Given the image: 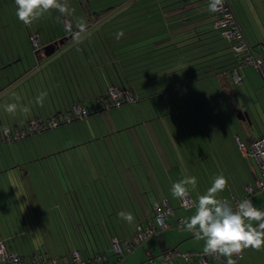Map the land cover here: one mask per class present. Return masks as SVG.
<instances>
[{
	"label": "crops",
	"instance_id": "obj_1",
	"mask_svg": "<svg viewBox=\"0 0 264 264\" xmlns=\"http://www.w3.org/2000/svg\"><path fill=\"white\" fill-rule=\"evenodd\" d=\"M226 2L252 53H260L264 45V0ZM213 20L205 0H151L128 9L119 24L108 23L104 34L99 27L94 29L100 33L96 32L97 36L111 43L110 47L119 38L120 53H86V37L79 36L63 43L48 57L43 51H14L5 53L6 59L0 53V126L17 130L32 119L47 122L51 117L62 116L72 105L89 111L82 121L61 123L16 143L14 149L22 152L27 146L24 150L28 155H35L31 160L1 161L8 152L12 153L0 143V244L4 248L23 256L43 252L65 263L71 252L78 251L83 259L102 253L108 264H140L148 258L155 264L156 255L176 248L182 240L194 238L181 222L193 215L195 208L179 210L180 200L172 197L170 189L185 176L196 177L197 186L191 192L195 203L197 196L207 190L197 171L199 164L217 163L208 156L211 152L206 150L207 142L193 141L196 129L192 123L204 121L207 116L202 111L204 106L199 104L206 99L217 104L220 96L229 100L235 94L236 84L246 91L264 92L257 70L245 66L232 53L229 43L211 29ZM63 25L64 34L53 39L45 37L44 46L72 34H66L64 31L70 27ZM23 27L19 26L15 33L30 43L27 32L37 34L32 25L29 29ZM77 40L81 41V49L70 51ZM257 45L259 48H255ZM68 50L70 53H64ZM234 69L239 83L232 81L230 72ZM221 72H227L223 83L232 88L233 95L224 93L222 78L216 75ZM11 77L13 84L9 82ZM106 85L133 88L136 101L127 104L130 110L120 107V115L111 110L113 107H103ZM156 86L163 91L152 93ZM171 89L172 114L158 118L161 115H151L138 103L152 96L168 99ZM184 91H195V98L183 97ZM9 92L14 103L11 97L1 100ZM176 92L180 94L174 96ZM41 93L46 95L37 103ZM9 105H14L15 110L8 114L11 117H6L2 111H7ZM190 105L200 108L191 109ZM132 107L138 109L137 117L130 115ZM232 112L246 113L248 120L237 116L236 119L250 124L248 110ZM229 119L232 121L231 116ZM199 135L202 136L201 131ZM261 135L264 132L242 139L233 134V141L238 136L249 143ZM242 196L243 190L239 197L231 193L233 203L229 204L241 201ZM162 201L167 202L171 214L165 220L168 227L159 230L153 207ZM121 211L131 212L133 223L120 219L117 214ZM147 222L158 229L155 236H149L142 243L144 246L126 253L125 259L117 261L110 256V241L123 243L137 226ZM194 241L204 245L202 240ZM187 249L184 253L194 251L192 246ZM248 249L240 258L233 256V264H264V258L247 257ZM173 263L190 264L178 258ZM210 264H226V258L219 256Z\"/></svg>",
	"mask_w": 264,
	"mask_h": 264
},
{
	"label": "rangeland",
	"instance_id": "obj_2",
	"mask_svg": "<svg viewBox=\"0 0 264 264\" xmlns=\"http://www.w3.org/2000/svg\"><path fill=\"white\" fill-rule=\"evenodd\" d=\"M16 9L17 6L15 4V0H0V53H2L3 55L5 53H14V51H17L18 53H33L32 47L28 42V40H26L23 35L18 34L17 36V34L15 33L16 31L18 32L19 26L21 28L22 26L25 27V25L22 22H20L16 16ZM57 13L58 11H53L52 12L53 15L50 18L49 15L46 14L45 18L42 17L40 20L32 24L33 29L36 32L39 39V44H40L39 47L44 43L45 37L49 39L52 36L51 38H53L54 36L53 34H55L57 31L60 32L61 29L64 28L61 24V21H57L58 19H56L54 16ZM70 21L73 23V20ZM82 21H83L82 23H85V20L83 18ZM64 24L65 26H68L67 22H64ZM26 28L29 29L28 26ZM99 32H102V30ZM14 37L16 38V41L14 40ZM83 42H84L83 45H86L87 50L88 48H91V50L86 51V53H99L97 52V50H94L95 48H97V45L99 43L97 42L94 43L91 35H90V39L86 38L83 40ZM71 45H70L71 46L70 51L72 50L75 51L76 47L77 50L81 49L80 43L73 42ZM255 48H259V46L257 45L255 46ZM70 51L68 50L65 51L64 53H70ZM4 58L6 59V54ZM245 66H251V65L246 64ZM256 73L260 78L261 87L264 88V82H262V79L257 71ZM11 79L12 80L9 81L10 83H12L14 78L11 77ZM235 88H236L235 94L234 96L230 97L229 100L228 98H226L225 100L224 98H222V96H220L218 98L219 103L217 104L207 99L203 101L202 104L200 103L199 106L202 105L204 106V109H202V111L203 112L206 111L207 116L204 118V121L192 123L193 124L192 127L196 129V131L193 132L196 135V138L193 139V141H202V142L205 141V143L207 142L208 144L206 145L208 148L206 147V150H209L211 152L208 155L209 158L211 159V157H214L215 160L217 161L216 164L210 162L208 164L200 163L199 164L200 169H197V171L200 177L202 178V181L204 182L206 189L211 186L214 178L217 175L223 174L227 178L228 185L223 192L218 194V198L220 199L224 198L228 203L229 202L233 203L231 193H233L236 197H239V194H241V190H243L245 184H249L253 182L251 169H253L256 175L259 176V170L255 160L254 159H250V161L244 160L235 150L236 147L233 141V134H238L240 138L244 139L246 135L252 136L264 132V92H262L261 90L257 91L252 89L246 91L239 84H236ZM175 91H178V89L174 90L173 92ZM177 94L179 95L180 92H176L173 95L178 96ZM182 94L184 95L183 97L186 98H195V91H191V93L190 91H188L186 94L184 91ZM9 97L13 99V94L11 92L5 94L1 98V100L5 101V99H10ZM156 97L158 98V100H156ZM168 97L169 100L166 98H162L160 96H152L148 100L146 101L141 100L138 103H140V105L143 107V110H146L151 115L154 114L161 115L168 112H171L172 114V89L169 91ZM207 98L209 99L211 97H207ZM135 101L122 103L121 106L120 105L111 106L109 110L113 107L111 110L121 115L122 113L120 112L121 109L120 107H122V109L126 107L130 110L129 108L130 106L127 104L135 103ZM13 103H14V99H13ZM205 103H206V107H205ZM199 106L190 105L189 108L191 109L195 107L200 108ZM234 109L248 110L250 113V124L240 123L238 119H236L237 114H233L232 112ZM138 112H139L138 109L132 107V112L130 113V115L136 116ZM9 113L11 112L2 111V114H4V116L6 117H11V115H8ZM97 115H100V113H97ZM162 116L163 115L158 116V118H162ZM229 116H231L232 121H230ZM83 119H79V121H82ZM158 120L161 123L160 126L163 127L162 121L160 119ZM225 120L228 121V123ZM134 123H138V122L135 121ZM121 126L122 125L119 124L118 128H121ZM1 128L15 129L7 125H1L0 129ZM246 130H248V133L246 132ZM200 131L202 133L203 138L202 136L199 135ZM36 134L38 133L26 137H30ZM26 137L15 141L0 140V143H2L1 145H4L5 151L7 148H10V151L12 153V155H10L8 152V156L5 155L3 159H1V161H7V162L10 161V163H12L13 160L14 162L20 163L21 161H28L34 158L35 155L34 156L28 155L27 151H25L26 150L25 148L27 146L22 149V152L17 150V148L14 149L16 143L18 142L22 143V141L25 140ZM215 145H217L216 148ZM57 156L59 157V154H57ZM54 159L51 158L52 161H54ZM57 160H59V158H57ZM44 161H46V159H44ZM206 165H208L209 168H206L205 167ZM196 166L198 165L196 164ZM249 199L253 202L254 206L257 208H261L262 206H264V192L262 191H257L254 194L250 195ZM38 204L45 205V203H38ZM178 209L181 211H185L181 207H179ZM146 240L147 239L143 240L140 244L136 245L134 249L142 246L143 245L142 243L146 242ZM194 240L195 237L190 238L188 240H182L181 243H179L176 246V249L178 250L179 253H184L185 250H188L187 247L192 246L194 249L192 253H202L203 251V245H201L202 242L200 244L199 243L197 244ZM108 249H109L108 253L110 254V256L114 257L117 261H120L122 258L123 259L126 258V253L122 257H119L117 254L112 252L110 246L108 247ZM248 251H250V255L247 256L249 258L250 257L255 259H259V257L264 258V247H262L259 251L255 250V253L249 249ZM109 254L107 255L109 256ZM206 258L209 261L211 260L210 256L208 255H206ZM161 259H162V255L161 256L156 255L153 261L155 262V264H158L161 261ZM150 261L152 262L151 258H148V261H143L140 264H151Z\"/></svg>",
	"mask_w": 264,
	"mask_h": 264
},
{
	"label": "built area",
	"instance_id": "obj_3",
	"mask_svg": "<svg viewBox=\"0 0 264 264\" xmlns=\"http://www.w3.org/2000/svg\"><path fill=\"white\" fill-rule=\"evenodd\" d=\"M209 4V0H206ZM214 17L211 29L219 31L220 36L225 39L229 45L232 53L240 58L241 63L249 64L253 66L259 73L262 82H264V45H261V52L254 55L252 48L247 44L244 35L231 11L226 0H223L222 6L219 7L217 12H212ZM31 45L36 48L38 44V37L36 35L30 36ZM231 78L234 83L240 82L238 72L234 69L231 70ZM109 100L114 106L121 105L123 101H133L132 95L125 90H119L114 87H108ZM87 110L80 105H72L69 111L63 113L62 116H55L48 119L47 122H41L38 120H30L27 125L22 129H0V140H19L26 136L42 132L46 129L57 127L61 123L70 122L72 120H79L87 116ZM236 148L241 157L250 160L254 159L259 170V176L252 170L251 175L253 182L247 184L243 188L242 199H249V196L257 191L264 192V135L252 140L249 143H244L238 136L234 137ZM190 202L194 204L193 199L190 197ZM232 205L235 207V204ZM181 208H188L182 201H180ZM261 208H264L262 206ZM154 218L158 224V229L163 230L168 227L165 220L171 214V209L166 201L156 204L153 207ZM158 229L154 224L147 222L145 225H139L135 228L131 237L122 242L118 240H112V250L119 257H122L125 253H129L136 245L140 244L143 240L149 236H155L158 233ZM177 253V249L173 248L166 250L162 253V259L158 264H173V257ZM182 258L189 262L196 258L197 264H208V259L204 253L181 254ZM242 253L234 255L236 258H240ZM217 256H210L211 259H218ZM90 262V261H89ZM151 262V261H150ZM91 264H107V259L99 255H95L90 262ZM0 264H86L85 259L78 251H73L69 255L67 263L55 260L47 256L43 252H33L29 256H22L16 253L8 251L0 244ZM151 264H154L151 262Z\"/></svg>",
	"mask_w": 264,
	"mask_h": 264
},
{
	"label": "clouds",
	"instance_id": "obj_4",
	"mask_svg": "<svg viewBox=\"0 0 264 264\" xmlns=\"http://www.w3.org/2000/svg\"><path fill=\"white\" fill-rule=\"evenodd\" d=\"M16 16L25 26L32 25L53 10L61 14L67 12L66 3L61 0H15ZM223 0H209L208 10L217 12ZM81 42L77 40V43ZM46 93L36 98L41 103ZM8 112H14L15 106L9 105ZM228 185L227 178L217 175L206 192L197 196L194 204L190 202L191 192L197 186L194 176H185L171 186V195L186 206L194 207L195 212L183 220L184 230L194 234L197 241L203 240V253L208 256L226 258V264H233L232 257L245 249L259 251L264 247V208H257L250 199L238 201L233 207L218 194ZM118 217L127 223H133L131 212L121 211Z\"/></svg>",
	"mask_w": 264,
	"mask_h": 264
},
{
	"label": "trees",
	"instance_id": "obj_5",
	"mask_svg": "<svg viewBox=\"0 0 264 264\" xmlns=\"http://www.w3.org/2000/svg\"><path fill=\"white\" fill-rule=\"evenodd\" d=\"M150 1L151 0H61L62 3H66V5H67V12L64 14H61L58 12L54 16L56 19H58L57 21H61V24L63 27H64V25H63L64 21L66 20L68 22V25L70 28H69V30H65L64 32L66 34L67 33H69V34L72 33V34L68 40L64 41V44H67V43L71 42L75 37H78V36L81 38L86 37V38L90 39V35H91L92 38L95 39V37L97 36L96 32H98V31L94 32V29L96 27H99L100 30H102V34H104V32H105L104 29L106 28V25L108 23L110 25V22L113 21V22H115L114 23L115 25L119 24L120 23V17L123 14H125L128 9H130L131 7H133L137 4H145V3H148ZM206 4H207V2H206ZM170 5H172V4H170ZM170 5H168V6H170ZM53 11H55V10H53ZM52 12L47 14V15H49V18L52 17V15H53ZM45 17H46V15L44 16V18ZM82 18L85 20V23H82L83 22ZM69 19L73 20V23ZM78 20L81 21V24L79 23ZM99 28H98V30H99ZM62 29H64V28H62ZM62 29L60 32L57 31L55 34H53L54 35L53 38H55V37L57 38L59 36H62V34H64V33H62ZM215 31H217V30H215ZM217 32L219 33V31H217ZM27 33H28L29 38H30L31 34L29 32H27ZM99 34L100 33L98 32V35ZM115 35L119 36L120 34L116 33ZM95 40L97 41V43H99L98 44L99 46L97 45V48L94 49V50H97V52L100 51V53H120V51H121V41L119 38H117L113 42V47H110L111 43L109 41H105L104 37L100 38L99 36H97V38ZM95 40H93V41L96 42ZM32 50L34 51V53H39L38 50H35L33 48H32ZM90 50H91V48H88V51H90ZM226 73L227 72H225V73L221 72V73L216 74V75L219 74V77L222 78V83H223V81H225ZM194 76H197V75H194ZM109 86L114 87V88L119 89V90H125L130 95H132L133 99L135 98L134 93H133L134 90L132 87L123 86V85H119V86L106 85V90H105L104 95H103L105 98V101H103V107L106 109L110 108L111 106H114L113 103L109 100V95H108V87ZM222 86L224 88L223 90L225 91L224 93L226 95L232 94L231 93L232 88L227 87L226 82H224L222 84ZM154 90H156L158 92L163 91L160 88H158L157 86H156V89H151V92L154 93ZM133 101H135V99ZM126 102H128V101H123L122 103H126ZM129 102H132V101H129ZM87 114H89L88 110H87ZM234 144H235V142H234ZM153 218H154V214H153ZM111 242L112 241H110L109 246L112 250V243ZM167 250H170V249H167ZM112 252H113V250H112ZM181 254H184V253H179L177 250V253L173 257V259L174 258L183 259ZM188 254H190V253H188ZM97 255L104 257V255L102 253L101 254L99 253ZM93 257L94 256L86 258L85 259L86 264H91L90 262L93 259ZM173 259H172V261H173ZM212 262H214L213 259H211L210 261L208 260V264H210ZM187 263L197 264L196 258L194 257V259L192 261H189ZM107 264H108V261H107Z\"/></svg>",
	"mask_w": 264,
	"mask_h": 264
},
{
	"label": "water",
	"instance_id": "obj_6",
	"mask_svg": "<svg viewBox=\"0 0 264 264\" xmlns=\"http://www.w3.org/2000/svg\"><path fill=\"white\" fill-rule=\"evenodd\" d=\"M71 35L65 36L57 41L49 43L43 47V55L45 57L51 56L55 51L64 43V41L68 40ZM237 118L241 120H248L246 113L239 112L237 114Z\"/></svg>",
	"mask_w": 264,
	"mask_h": 264
},
{
	"label": "flooded vegetation",
	"instance_id": "obj_7",
	"mask_svg": "<svg viewBox=\"0 0 264 264\" xmlns=\"http://www.w3.org/2000/svg\"><path fill=\"white\" fill-rule=\"evenodd\" d=\"M31 36H32V35H31ZM29 41H30V39H29ZM30 44H31V42H30ZM39 45H40V44H39V39H38L37 47L34 48L32 45H31V47H32L33 49L38 50V51H40V52L42 53L44 45L42 44L40 47H39ZM38 47H39V48H38Z\"/></svg>",
	"mask_w": 264,
	"mask_h": 264
}]
</instances>
